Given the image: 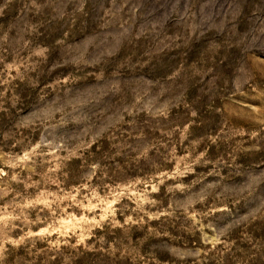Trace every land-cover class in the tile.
Wrapping results in <instances>:
<instances>
[{"label": "rangeland", "instance_id": "1", "mask_svg": "<svg viewBox=\"0 0 264 264\" xmlns=\"http://www.w3.org/2000/svg\"><path fill=\"white\" fill-rule=\"evenodd\" d=\"M0 264H264V0H0Z\"/></svg>", "mask_w": 264, "mask_h": 264}]
</instances>
